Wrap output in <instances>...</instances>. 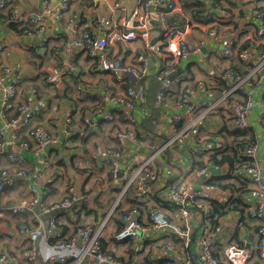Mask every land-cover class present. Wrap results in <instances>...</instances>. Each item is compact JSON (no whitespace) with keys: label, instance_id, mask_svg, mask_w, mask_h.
Returning a JSON list of instances; mask_svg holds the SVG:
<instances>
[{"label":"built area","instance_id":"built-area-1","mask_svg":"<svg viewBox=\"0 0 264 264\" xmlns=\"http://www.w3.org/2000/svg\"><path fill=\"white\" fill-rule=\"evenodd\" d=\"M9 1L0 0V8H5ZM256 1L255 4L251 0L245 8L246 23L255 24L252 33L248 27H244V31L249 33L248 44L240 40L238 34L229 27H220L217 23H212L207 29L194 24L191 20H186L182 24L177 23L174 20V13L179 8L176 0H143V10L136 20L132 19V23H125V28L137 29L142 33L124 32L122 26L110 19H103L100 22L102 36H95L88 30L79 33L74 27L75 36L58 48L57 53L67 54L74 48L88 47L89 56L99 55L100 61H104V68L111 71L119 83L126 82L127 75L136 83L129 84L125 93H118L110 86L100 85L94 90L85 85L81 92L83 97L95 93L105 97L106 101L114 103L118 108L107 107L102 103L92 107L83 117V125L78 132L75 129L72 109L65 111L60 126L67 137L76 133L96 136L103 130L99 120L109 123L110 135L117 145L99 151V159L110 167L115 177L126 181L124 187L121 186L118 198L108 216L100 224L97 226L73 224V232L69 236H65L57 213L63 210L79 212L82 208L81 202L85 198L84 193L74 181H68L62 186L63 195L60 199L44 201L39 193V187H47V182L43 178L44 170L27 169L20 161L21 156L8 149V145L13 143L19 150L33 148L40 152L59 143V138L45 124L37 122L45 107L42 102H17L19 80L14 77L11 67L1 68L0 135L7 131L9 139L0 137V195H4L8 189L17 187L21 182H31L21 199L5 209L0 208V218L9 213L14 216H31V220L25 219L23 223L17 225L19 238L15 249L5 248L0 233V264H48L49 261L53 264H125L124 259L103 246L102 237L112 212L114 213L117 207H122L123 199L126 198L129 205L122 210L123 227L116 234L117 240L121 242L138 240L142 232L146 234L147 239L149 231L155 232V238L168 240H160L157 243L158 258L152 251L147 252L148 247H144V243H135L132 251L136 258H144L152 253V258L157 264H160V259L168 264H255V261H258L256 264H264V175L256 160L258 154L256 144L247 134L251 129L249 116L254 105L253 91L258 83L264 80V0ZM211 2L209 0V4ZM71 3L72 0H59L56 6H52L51 0H43V8L39 11L24 9L21 12L22 10L15 8L11 14L14 21H26L44 29L49 26L52 19H64ZM214 5L218 14L217 22L228 25L232 11L227 0H215ZM158 27L162 29L161 38L154 43H147L146 50L137 56L135 63L116 64L109 58L113 52L112 46L135 41L141 35H146ZM214 42L221 44V47L203 54L206 45ZM152 52L160 55L164 61L154 71L150 69ZM193 53L203 55L204 58H201L203 61L213 53L218 59L228 63L219 69L207 68L212 83L216 87L219 84L225 87L223 94L215 100L194 101L193 89L184 86L180 101L187 105L186 109L183 113L171 115L167 126L155 125V139L146 142L140 137V125L135 116V110L142 99V89L153 77L159 78L162 87L157 95L156 106L162 104L167 106L168 93L181 79L180 75L174 78H170V75L175 72L180 59L188 58ZM232 63L235 64L231 65ZM61 64L58 74L53 78L57 89H62L68 76L77 69V62L72 59H64ZM237 93L242 94L241 100H234ZM220 109H227L231 115V126L244 133L235 146L237 159L220 165L225 167L222 168L224 171L222 175L225 176L223 183L234 181L238 184L247 183L249 190L243 199L247 212L243 213L245 218L248 213L255 221H259L256 227V245L254 243L247 246L233 240L229 241L224 246L223 258L218 257L214 251L216 237L224 233L229 224L243 227L242 213L231 210L224 215L226 218L215 214L214 202L230 207L236 192L208 182L213 177L209 171V163L215 151L211 142L201 138L203 136L199 127L208 115L215 114ZM120 116L122 123L119 121ZM195 141L198 142L196 153L199 157L194 155L187 157L179 153L176 156L178 160H173L166 173L153 168L157 159H162L161 165L169 163L167 160L169 150H178L183 145ZM131 145L135 147L136 156L132 160L124 161V152L133 150ZM143 146L149 147L151 151L141 158ZM5 157L8 164L4 163ZM48 159L49 156L44 166L46 170L51 167V161ZM197 160L202 161L204 165L195 168ZM122 165L124 171H121ZM200 176L203 177V181L196 186L195 181ZM130 194L133 195L132 198H129ZM149 200L157 204L147 205L146 202ZM164 202L174 206L175 213L180 216L178 220L175 216L173 218L170 211L160 206ZM143 206L148 212L147 221L142 220L140 210ZM37 207L40 208L39 211ZM194 216L202 219L197 262L186 253L192 241L191 221ZM214 219L217 220L216 223H213ZM41 240L52 250L51 255H45L43 259L38 258L40 252L38 242ZM176 240L180 242L179 247L175 244Z\"/></svg>","mask_w":264,"mask_h":264},{"label":"crops","instance_id":"crops-1","mask_svg":"<svg viewBox=\"0 0 264 264\" xmlns=\"http://www.w3.org/2000/svg\"><path fill=\"white\" fill-rule=\"evenodd\" d=\"M210 1L212 2L209 4V0H176L179 8L174 13V20L179 24H182L186 20H191L203 29H207L212 23H217L220 27H229L230 30L238 34L240 40L248 44L250 42L249 33L244 31V27H248L251 30L250 33H252L255 26L253 22L246 23L247 14L245 8L251 3V0H227V4L232 11V17L228 25L224 22H217L218 14L215 10V0ZM58 2L59 0H51L52 6H56ZM253 2L257 3L256 0H253ZM142 3L143 0H72L66 17L62 20L52 19L49 26L44 29H40L37 25L26 21H14L11 14L15 8L22 10L21 12L24 9L39 11L43 8V0H10L5 8H0V13L5 16H0V71L2 67L9 66L12 69L14 77L19 80L16 95L17 102H42L45 107L37 118V122L45 124L59 138V143L46 147L40 152L33 148L19 150L13 143L8 145V149L17 152L21 156L20 161L27 169L44 170L43 178L47 182V187H39L40 196L44 201L60 199L63 195L62 186L68 181H74L80 190L83 191L85 198L81 202L82 208L79 212L63 210L57 213L60 225L62 224L64 228L65 236L72 234L73 224L89 226L100 224L108 216V212L116 202L118 198L117 194H119L121 188L119 184L121 179H115L110 167L99 159V151L102 152V149L105 147L117 145L115 141L112 142L114 139L110 135L111 128L109 127V123H106L102 119L99 120L103 130L96 137L95 135L83 136L78 133L67 137L60 126L66 113L65 111L70 108L72 109L75 129L78 132L83 125V117L92 107L102 103L107 107L118 108L114 103L106 101L105 97L95 93H90L88 97H83L81 92L85 85L94 90L98 89L100 85L110 86L118 93H125L128 85L135 84L136 82L133 81L130 75H127L126 82L119 83L111 71L104 68V61H100L99 55L96 57L89 56L90 51L88 52V47L83 49L74 48L69 53L67 52V54L65 52L57 53V49L75 36L74 27L78 29L79 33L88 30L94 33L95 36H102L100 22L103 19H110L113 23L122 26L124 32H132L130 29L125 28V23H132V19L136 20V17L143 10ZM193 3H198L201 6L200 12H197L195 15L191 12L190 7H187V10L184 7V4L192 5ZM158 35L159 32L155 29L146 35H141L135 41L118 43L111 47L113 52L109 55V58L116 64L135 63L137 56L146 50L147 43H153L155 37ZM220 45L215 42L206 45L203 49V54L214 48L221 47ZM201 58H204L203 55L193 53L188 58H182L178 61L176 70L170 75V78L180 75L181 79L172 86L171 91L168 93L167 106L165 104L156 106L157 95L162 87L159 78L153 77L142 89V99L139 107L135 110V116L140 125V137L145 139L146 142L155 139V125L167 126L171 115L183 113L186 109L187 105L182 104L180 101L181 90L184 86H190L193 89L192 100L194 101L215 100L223 94L225 87L223 84H219L216 87L212 83L207 68L219 69L227 66L228 63L218 59L213 53L209 57H205V61ZM64 59L75 60L77 62V69L73 74L68 76L62 89H57L54 86L53 78L58 74L59 68L62 65L61 62ZM163 63L164 61L160 55L155 52L150 53V69L152 71L158 69L160 64L162 65ZM234 64L232 63L231 65ZM241 68L244 69V67ZM241 98L242 94L237 93L234 100H241ZM253 100L254 105L249 116L251 129L247 134L256 144L258 152L256 160H258L264 175V80L258 83L254 89ZM230 117L231 115L227 109H220L217 113L208 115L199 125L201 135L203 136L201 138H206L211 142L215 151L213 155H215L217 160H220L225 154H230L232 157L235 153L236 143H238L244 134L242 131H240V134L236 133L237 129L231 126ZM119 121L121 122V116L119 117ZM0 137L9 139L7 131H4ZM89 140L94 141L95 148L93 151H88ZM131 146L133 150H126L124 152V161L132 160L136 156L135 147ZM197 146L198 142L195 141L183 145L178 150H169L167 152L169 163L161 165L160 161L162 159H157L153 168L166 173L173 160H178L176 156L179 153L182 156L188 157L189 155H194L199 157V154L196 153ZM141 151V158H144L151 149L143 146ZM48 156L50 157L48 160L51 161V167L49 170H46L44 166ZM181 160L183 162V159ZM197 161L195 168H200L204 165L202 161ZM182 162L181 165L183 164ZM4 163L8 164L6 157L4 158ZM221 164L222 162L214 160L209 163V171L213 175L212 178L224 177L222 175L224 173L222 168L225 167L220 166ZM121 171H124L123 165ZM107 176L111 177V181L114 179L115 188L110 187L107 183ZM224 179L225 177L221 179V182H225ZM202 181L203 177H198L195 185L198 186ZM30 182H21L17 187L8 189L4 195H0V208L5 209L10 204L21 199ZM225 184L236 188L241 187V184L236 183V181ZM242 187L244 189L239 194L236 192L239 200L234 204L238 206L236 209L239 211L247 212L242 203L245 194L249 190V186H247V183H244ZM96 197L99 198L96 199ZM164 203H161L160 206L170 211L173 218L175 216V219L178 220L180 216H177V213H175L174 206L170 203ZM146 204L153 206L157 203L149 200ZM121 205L122 207H117L116 213H113L112 217H110L112 222L110 223L109 220L106 225L102 237L103 246L108 251L114 254L117 253L116 255L121 259H125L126 264H157V261L150 256L140 259L136 258L132 247L135 243H144V247H148L147 252L152 251L153 255L157 257V250H159L157 243L160 240H168L159 237L155 238L154 231L147 233L148 240L146 239V234L143 232L140 233L138 240H129L127 242L117 240L116 234L123 226L122 210L129 205L128 198ZM39 209L37 207L38 211ZM118 211L120 213L117 215ZM140 212L142 220L147 221L149 216L144 206ZM25 219L29 221L31 220V216H14L6 213L0 218V233L3 237L5 248L15 249L17 247V240L19 238V235H17V225L23 223ZM191 224L193 227L192 241L186 253L194 262H197L198 244L202 235V219L194 216ZM257 224H259V221H255L247 213L243 227H236L230 224L226 226L224 233L216 237L217 243L214 247L216 255L223 258L224 246L232 240L242 245L252 246L254 243L256 245ZM175 244L178 247L180 246V242L177 240ZM38 248L40 251L38 252L39 259H43L50 252V249L47 248L43 240L38 242ZM141 256L143 257V255ZM256 263L258 261H255ZM160 264L168 263L160 259Z\"/></svg>","mask_w":264,"mask_h":264},{"label":"trees","instance_id":"trees-1","mask_svg":"<svg viewBox=\"0 0 264 264\" xmlns=\"http://www.w3.org/2000/svg\"><path fill=\"white\" fill-rule=\"evenodd\" d=\"M189 5V4H188ZM185 5L184 4V7H185V9L187 10V7H190L191 8V12L195 15L197 12H200V10H201V6L198 4V3H193L192 5ZM0 16H2V17H5V16H3V14L2 13H0ZM236 133H239L240 134V131L239 130H236ZM243 133V132H242ZM211 159L212 160H214V161H217V162H222V163H224V162H226V161H229V162H233V161H235L236 159H237V154L236 153H234L233 154V156L231 157V155L230 154H225V155H223L222 157H221V159L220 160H217L216 158H215V155H213L212 157H211ZM225 177V176H224ZM224 177H222V178H224ZM222 178H212V179H210V180H208V182L209 183H214V184H218V185H220V186H222V187H224V188H230V189H232L234 192H238V194L244 189L243 187H242V185L244 184V183H242L241 184V187L240 188H236V187H234V186H231V185H228V184H225V183H223V181L221 182V179ZM233 200H235V201H233L232 202V204L230 205V207L229 206H227V207H225V206H223V205H219V203H216V202H214V204H213V206H214V211H215V214L216 215H222V216H224V215H226V213L227 212H229V211H231V210H238V209H236L238 206L237 205H235L234 203L235 202H237L238 200H239V196H236ZM240 202V201H239ZM163 204H165V203H163ZM234 204V205H233ZM243 206H244V208H245V204H244V201H243ZM239 211V210H238ZM242 214V218H241V221H242V223H245V216H244V213L242 212V211H240ZM114 213H116V209H115V211H114ZM120 213V211H118L117 212V215ZM217 222V220L216 219H214L213 220V223H216ZM123 227V226H122ZM127 242V241H126ZM151 258H152V254L150 253V255H149ZM153 259V258H152ZM160 261V260H159ZM162 261V260H161ZM124 262H125V259H124ZM126 264V263H125Z\"/></svg>","mask_w":264,"mask_h":264},{"label":"rangeland","instance_id":"rangeland-1","mask_svg":"<svg viewBox=\"0 0 264 264\" xmlns=\"http://www.w3.org/2000/svg\"><path fill=\"white\" fill-rule=\"evenodd\" d=\"M96 137V136H95ZM94 141L93 140H89V142H88V144H89V148H88V151H93V149L95 148V145H94V143H93ZM112 142H114V140L112 141ZM113 145H115L114 143H113ZM97 151V150H96ZM91 153V152H90ZM122 173H120V175H121ZM113 175V174H112ZM113 177H115V175H113ZM113 179V178H112ZM115 179H119V177H115ZM106 180H107V183L110 185V187L112 186V187H114V185H115V182H114V179L111 181V177L109 176H107L106 177ZM122 181V180H121ZM121 181H120V186H122V187H124V185L126 184V181H122V183H121ZM115 188V187H114ZM130 192V191H129ZM117 195H119V194H117ZM132 196L133 195H129V198H132ZM96 200V199H95ZM123 200H125V199H123ZM113 206V205H112ZM111 209V208H110ZM109 209V210H110ZM112 214H113V212H112ZM112 214H111V216L110 217H112ZM15 220V219H14ZM77 222V221H76ZM109 222V221H108ZM112 221L110 220V223H111ZM50 252H49V255H51V253H52V250L50 249L49 250ZM117 254V253H116ZM115 254V255H116ZM48 264H53L52 262H50L49 261V263Z\"/></svg>","mask_w":264,"mask_h":264},{"label":"water","instance_id":"water-1","mask_svg":"<svg viewBox=\"0 0 264 264\" xmlns=\"http://www.w3.org/2000/svg\"><path fill=\"white\" fill-rule=\"evenodd\" d=\"M157 29L159 30L160 34H159L157 37H155L153 43H154L156 40H158L159 38H161V36H162V29H161L160 27H158ZM130 31H134V32H137V33H142V31L137 30V29H131Z\"/></svg>","mask_w":264,"mask_h":264}]
</instances>
